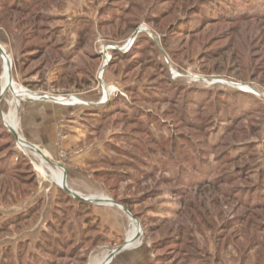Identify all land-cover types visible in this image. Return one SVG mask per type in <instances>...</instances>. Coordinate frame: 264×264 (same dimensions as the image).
I'll list each match as a JSON object with an SVG mask.
<instances>
[{
    "label": "rangeland",
    "instance_id": "rangeland-1",
    "mask_svg": "<svg viewBox=\"0 0 264 264\" xmlns=\"http://www.w3.org/2000/svg\"><path fill=\"white\" fill-rule=\"evenodd\" d=\"M4 1L16 94L0 81V156L30 166L0 173V264H106L126 239L148 264H264V206L233 194L264 195V0L248 14H210L212 0ZM242 92L253 100L230 114L222 98ZM227 151L237 159L219 165ZM65 182L127 211L110 204L111 228Z\"/></svg>",
    "mask_w": 264,
    "mask_h": 264
},
{
    "label": "trees",
    "instance_id": "trees-1",
    "mask_svg": "<svg viewBox=\"0 0 264 264\" xmlns=\"http://www.w3.org/2000/svg\"><path fill=\"white\" fill-rule=\"evenodd\" d=\"M2 2H5L4 0H1ZM7 1V0H6ZM205 1H199L198 2V4L196 5V7H198L199 5H201V4H203ZM209 2V3H208ZM215 2H216V0H212V1H207V3H208V6H209V10H211V12H209L210 14L213 12V14L215 13V12H217V10H216V8L218 7L219 8V10L220 11H225V13L227 12V11H229L228 10V7L229 6H232L237 12L239 11L240 12V10H241V12L240 13H246V14H248L247 13V11H245V10H243L241 7H243L244 6V4L245 3H249L250 2V0H243V2L244 3H242V0L240 1V2H238V1H236V0H223V3H221L222 2V0H218V2H219V4H222V5H218V4H215ZM225 2V3H224ZM22 3V2H21ZM228 5V6H227ZM17 6H18V4H17ZM20 6V5H19ZM18 6V7H19ZM25 7H27V6H25ZM195 7V8H196ZM196 11H197V9H196ZM264 17V16H263ZM174 26V25H173ZM171 28V27H170ZM174 28V27H173ZM175 28H179L178 27V24L176 23L175 24ZM88 31V30H87ZM174 31V29H171L170 30V32H173ZM142 38H144L146 41H151V42H154V44H156V41H155V39L152 37V36H149V35H142ZM156 38V37H155ZM163 39L164 40H166V37L165 36H163ZM164 42H166V41H164ZM162 63V65H164V67L166 68V70H167V73H168V76H169V78H170V82H176L177 80H178V78H173L172 77V75L170 74V71L168 70V67H167V65H165V63H163V62H161ZM186 88H184V90H185ZM189 90V89H188ZM193 93H195V94H197L198 96H201V97H205V96H203V95H206V94H203V92H198V91H196V89L195 90H193L192 91ZM199 93H201V94H199ZM213 94L211 93L210 94V97L212 96ZM242 96V97H240V96ZM177 96H178V98H179V93L177 94ZM207 97H208V94L206 95ZM226 96H227V98L226 97H223L222 99H223V101H225V103L226 102H228V100L230 101V103H231V105H232V103L234 104L233 105V108H232V110L231 109H229L228 110V112H230V114H238V110L241 108V109H243V106H241L240 107V103L241 102H243V101H247V102H250V100L253 98V97H251V95H249V94H247V93H244V92H242V94H238V97H234V93L232 94V93H228V94H226ZM194 99H191L192 100V103H195L196 101H197V103L199 102V100H198V97H193ZM206 98V97H205ZM253 100V99H252ZM190 102V101H189ZM253 103H251V104H249L248 105V109H250V108H253V107H256L255 105L256 104H258L257 103V101H252ZM240 107V108H239ZM241 111V110H240ZM231 117H229L230 119H231V121H233V115H230ZM5 133L3 134L4 136H6L8 133L6 132V131H4ZM7 133V134H6ZM6 134V135H5ZM1 135V134H0ZM1 139V138H0ZM179 141H180V139H179ZM178 143V142H177ZM177 143L175 144V149L173 150V153H176V152H178L179 154H185V155H187V156H182L181 155V157H183V162H186L187 164H190V166H192L193 168H195L194 166H196V165H194L195 164V162L194 161H196V159H193L192 157H191V155H188L189 154V150L188 151H184V149L181 147V146H184L183 144H179L178 146H177V149H176V145H177ZM180 143V142H179ZM3 148H5V145L3 144H1L0 145V150L1 149H3ZM191 150H193V149H191ZM194 151V150H193ZM177 156V155H176ZM184 157H190V158H192V159H190V158H188L189 160H187V159H185ZM235 159H237V158H235L234 157V155L233 154H230L228 151L226 152V153H222V154H220V155H218V157H217V160H218V164L219 165H222V164H224V163H231V162H233ZM176 164H180V163H178V162H175ZM181 165V164H180ZM28 167V166H30L29 165V163H28V161L25 159V158H23V159H21V160H19V161H14L13 160V157H12V153H11V151H8V153L6 154V155H2V156H0V173H2V172H9V171H14V170H18V169H20L21 167ZM197 170V169H196ZM210 173H212V172H210ZM214 173V172H213ZM262 175H263V177H262ZM236 178H238V175H235V176H233V177H231V176H229V175H225V176H222V175H220V177H219V181H226L227 179L229 180H231V179H235L236 180ZM203 179H205V181L206 180H209V181H215V179H213V178H211V175H210V177H208V175L207 174H205V176H204V178ZM190 182H192V181H190ZM260 182L262 183V184H264V171H260ZM189 183V182H188ZM264 186V185H263ZM232 190V189H231ZM240 190V189H239ZM242 191H244V190H242ZM258 188H254V189H252V190H250L249 192H247L246 193V195H242V194H240V195H237L236 193H235V191H233V194L236 196V198L238 197V199H240V202L243 204V205H251V206H264V195L261 193V195L259 196V197H253V194H257V196L259 195L258 194ZM249 194V195H248ZM246 196V197H245ZM33 211V208H31L28 212H26V213H22V214H19V215H17L14 219H12V221L13 222H16L17 220H21V219H24L25 217H27V216H29L30 215V213ZM156 245V244H155Z\"/></svg>",
    "mask_w": 264,
    "mask_h": 264
},
{
    "label": "crops",
    "instance_id": "crops-1",
    "mask_svg": "<svg viewBox=\"0 0 264 264\" xmlns=\"http://www.w3.org/2000/svg\"><path fill=\"white\" fill-rule=\"evenodd\" d=\"M0 53H1L2 57L4 58L3 60H5V58H6L5 55L1 51H0ZM95 205L99 206V208L94 207L93 214L96 216V218H99L102 223L108 224V225H110L109 227L112 228L113 227L112 223L114 222V218L116 217L113 215V211L115 210L114 207L111 206L110 204L109 205H107V204H95ZM65 232H66V230H65ZM130 249H131V247H128V248L116 253L112 257V259L107 260L106 264H148L149 260H148L147 255H144L139 250L137 251L136 250L137 248H134L135 250L134 249L130 250ZM107 257H108V255H107ZM146 260H148V261H146Z\"/></svg>",
    "mask_w": 264,
    "mask_h": 264
},
{
    "label": "water",
    "instance_id": "water-1",
    "mask_svg": "<svg viewBox=\"0 0 264 264\" xmlns=\"http://www.w3.org/2000/svg\"><path fill=\"white\" fill-rule=\"evenodd\" d=\"M0 51L2 52V53H4V50L0 47ZM28 99H30V100H40V101H43V100H46V99H49V100H51V101H53V102H58V103H61L58 99H57V97H54V96H49V95H45V94H38V97L36 98V99H34V98H32V97H29ZM99 103H102V102H99ZM9 128V130L14 134V136L16 137V132L13 130V129H11L10 127H8ZM58 186H60L62 189H64L65 191H67L70 195H72L74 198H76V199H79V200H86V201H91V202H93V203H96V204H103V203H108V204H111V205H115V206H117V207H119V208H121V209H125L123 206H121L120 204H118V203H116L115 201H113V200H111L110 198H106V199H103V198H96V197H84V196H81L79 193H77L76 191H73V190H71L68 186H67V183L65 182V183H63V184H60V185H58ZM126 210V209H125ZM127 211V210H126ZM129 216H130V218L131 219H133V220H135L136 221V219L131 215V214H129ZM126 241H127V239L125 240V242L123 243V244H121L120 246H118V247H116V248H114L111 252H110V254L108 255V259L110 260V259H112V257L116 254V253H118V252H120V251H122V250H124V249H126L127 248V246H126Z\"/></svg>",
    "mask_w": 264,
    "mask_h": 264
},
{
    "label": "bare ground",
    "instance_id": "bare-ground-1",
    "mask_svg": "<svg viewBox=\"0 0 264 264\" xmlns=\"http://www.w3.org/2000/svg\"><path fill=\"white\" fill-rule=\"evenodd\" d=\"M6 57H7V56H6ZM2 68H3V67H2ZM10 69H11V61L9 60V58H5V60H4L3 74L1 75V79H0V81L3 83L5 89H6V88H9V87L5 85V82H4V80H3V77H4V79L6 80L7 75H8V74L10 75V73H9V72H10ZM9 75H8V76H9ZM11 84L13 85L14 88H16L12 81H11ZM9 90H10V88H9ZM10 91H11V90H10ZM11 93L16 94V91H15V92H12V91H11ZM128 242H129V241H127V243H128ZM130 242H131V241H130Z\"/></svg>",
    "mask_w": 264,
    "mask_h": 264
},
{
    "label": "built area",
    "instance_id": "built-area-1",
    "mask_svg": "<svg viewBox=\"0 0 264 264\" xmlns=\"http://www.w3.org/2000/svg\"><path fill=\"white\" fill-rule=\"evenodd\" d=\"M125 46H127V45H125ZM128 47H129V46H128ZM127 49H128V48H127ZM107 59H108V58H107ZM166 62H168V60H166ZM19 139H20V138H18V141H19ZM23 141H24V140H23Z\"/></svg>",
    "mask_w": 264,
    "mask_h": 264
}]
</instances>
